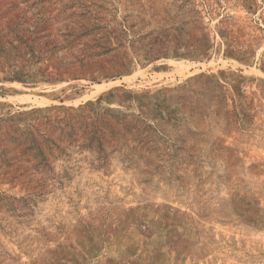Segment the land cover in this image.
<instances>
[{
  "label": "rangeland",
  "instance_id": "374dc122",
  "mask_svg": "<svg viewBox=\"0 0 264 264\" xmlns=\"http://www.w3.org/2000/svg\"><path fill=\"white\" fill-rule=\"evenodd\" d=\"M0 264H264V0H0Z\"/></svg>",
  "mask_w": 264,
  "mask_h": 264
}]
</instances>
